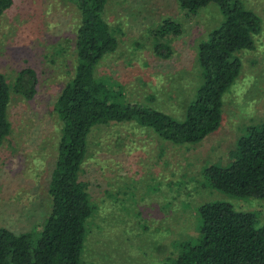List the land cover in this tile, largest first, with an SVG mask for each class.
<instances>
[{
	"label": "rangeland",
	"instance_id": "1",
	"mask_svg": "<svg viewBox=\"0 0 264 264\" xmlns=\"http://www.w3.org/2000/svg\"><path fill=\"white\" fill-rule=\"evenodd\" d=\"M262 21L253 49L237 53L241 70L223 95L219 127L196 144H175L136 122L97 125L81 166L91 201L81 264H159L199 232L198 207L223 200L264 222V198L234 197L205 184L208 165H227L247 126L264 122V0H242ZM104 18L117 48L95 68L98 79L122 87L123 98L182 119L201 82L197 48L222 19L211 3L197 14L176 0H108ZM167 18L179 35L158 36ZM75 5L63 0H14L0 15V71L10 87L9 134L0 143V227L38 229L51 211L48 182L62 124L53 105L72 78ZM159 40L157 39V37ZM158 42L171 49L158 55ZM37 74L31 99L12 90L22 68Z\"/></svg>",
	"mask_w": 264,
	"mask_h": 264
},
{
	"label": "trees",
	"instance_id": "2",
	"mask_svg": "<svg viewBox=\"0 0 264 264\" xmlns=\"http://www.w3.org/2000/svg\"><path fill=\"white\" fill-rule=\"evenodd\" d=\"M13 1L0 0V15ZM63 1L75 5L80 20L73 42V76L53 105L62 128L47 189L51 211L38 229L16 232L0 227V264H81L87 225L96 211L80 178L93 128L136 122L175 144L201 142L221 123L223 95L241 70L237 53L253 49L254 36L262 26L261 18L242 0H176L190 15L211 3L222 15L218 25L198 44L201 82L185 106L182 119H177L155 107L125 100L120 84L96 77L99 61L118 45L104 18L108 0ZM182 29L180 21L167 18L159 24L156 34L176 36ZM154 51L163 57L171 53L168 45L158 41ZM37 83L36 72L22 68L12 90L31 99ZM10 94L0 71V143L10 131ZM201 176L206 185L221 193L264 198V122L244 129L227 165H208ZM197 215L198 236L179 243L175 257H166L159 264H264V222L259 223L254 212L214 200L201 204Z\"/></svg>",
	"mask_w": 264,
	"mask_h": 264
}]
</instances>
